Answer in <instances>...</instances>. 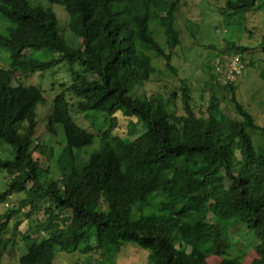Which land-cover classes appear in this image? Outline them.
<instances>
[{
  "label": "trees",
  "instance_id": "1",
  "mask_svg": "<svg viewBox=\"0 0 264 264\" xmlns=\"http://www.w3.org/2000/svg\"><path fill=\"white\" fill-rule=\"evenodd\" d=\"M45 1L64 8L69 32L81 41L78 47L62 37L50 6L0 0V20L7 23L5 33H0V53L7 54L8 62L7 68H0V141L13 152L12 159L0 158V170L11 176L0 192V203L23 193L18 208L3 217L28 208L24 217L29 220L42 205L46 216L35 231L25 234L18 232L21 221L15 222L11 235L22 240L37 236L17 264H55L58 252L81 256L99 252L104 259L95 264H114L127 243L149 252L147 264H207L215 243L228 242L231 223L244 225L256 240V253L264 255V152L254 146L250 135L264 130L236 101L234 85L224 88L231 92L230 101L241 120L220 109L215 95L210 97L207 115L198 117L185 83L180 89L182 115L169 113L163 97L135 91L155 72L150 51L171 68V55L155 40L151 23L156 9L167 11L173 22L175 2ZM260 10L264 12V0H226L221 14L224 19L237 18L240 25L241 18ZM22 24L27 40L17 36ZM259 48L264 52V42ZM229 49L240 56L250 51L233 43ZM37 53L51 58L44 60ZM61 64L69 72V84L59 85L45 131L54 139L61 130L65 145L55 156L60 180L48 181V171L33 158L36 152L49 160L54 156L50 148L33 140L43 92L32 85L14 86L12 79L15 73L43 74ZM118 117L135 120L136 125L130 123L140 130L135 138L114 134ZM82 119L93 126L100 122L101 129L81 128L77 123ZM96 140L98 148L81 165L77 152ZM86 168L95 173L93 192L82 191ZM156 201L161 206L158 212H134L135 207ZM65 209L72 211V217L62 225L59 214ZM5 230L6 223H0L2 250L14 245L13 239H3ZM219 264H243L242 256L226 253ZM251 264H264V257Z\"/></svg>",
  "mask_w": 264,
  "mask_h": 264
},
{
  "label": "rangeland",
  "instance_id": "2",
  "mask_svg": "<svg viewBox=\"0 0 264 264\" xmlns=\"http://www.w3.org/2000/svg\"><path fill=\"white\" fill-rule=\"evenodd\" d=\"M33 5L49 7L45 0H29ZM175 2L173 10V22L167 18V11L164 13L160 9L154 10L155 18L152 19L151 29L153 30L155 40L164 47L165 51L171 55L170 69L167 68L165 61L159 58L154 52H149V57L153 61L155 72L150 75L148 82L135 88L139 95L163 97L165 106L169 113L182 115L184 114L181 101V87L183 83L190 90L191 105L194 113L200 116H206L207 107L210 97L215 95L220 101L222 109L231 118H239L235 112V107L231 103V92L224 86L227 84L223 81V72L225 60L231 59L236 53L231 52L229 44L249 48V53L240 56L243 58L245 68L242 75L233 83L234 95L236 101L241 104L253 118L257 127L264 130V52L260 50V45L264 42V12L260 10L253 15L241 18L240 25L237 18L224 19L221 11L226 0H168ZM234 1V0H230ZM59 21L60 33L65 41L72 47H78L81 41L72 35L68 30V14L62 6H50ZM7 23L0 20V33L4 34ZM246 28V31H245ZM17 36L23 40L28 39L26 24L17 28ZM26 54L31 51H25ZM2 55V53H0ZM36 56L48 60L46 54L37 53ZM217 57H221L220 63ZM41 59V60H42ZM7 54L0 56V68H7ZM69 84V72L63 64L52 68L43 74L37 73L32 76H22L15 73L12 79L14 86H36L43 92L44 103L37 107V128L33 138L35 144L43 145L53 151V158L49 160L47 155L36 152L33 154L34 160L38 163L43 171H48L45 180H60L55 166V156L63 147L64 140L61 130L56 137L50 138L45 131L47 117L50 114L51 104L55 96L61 91L60 84ZM175 93L174 98L171 94ZM71 98L70 95L67 96ZM73 99V98H71ZM91 118V114L84 115ZM75 120V115H71ZM134 120V119H133ZM129 120L118 117V126L114 134L131 139L136 137L140 130L131 127L130 123L135 124V120ZM81 128L98 129L100 122L94 126L82 119L78 124ZM136 125V124H135ZM140 124H138L139 126ZM101 129V128H99ZM254 146L264 152V134L259 131H250ZM53 139V140H52ZM99 143L96 140L93 145L88 146L77 152L82 160L81 165L86 164L87 157L98 148ZM57 157V156H56ZM0 158L12 159L13 152L11 148L0 141ZM85 181L82 191L93 192L96 185L93 171L85 169ZM11 176L5 171L0 170V192L6 190V184L10 181ZM44 180V181H45ZM25 199V194H12L0 203V223H6V234L3 239H13L14 245H8L5 249L0 248L3 256L0 257V264H17L19 258L25 253V247L35 236L27 240H22L19 235H11L16 221H21L18 232L25 234L35 229L42 223L46 216L44 215L43 205L32 212L28 220L24 217L29 213V209L21 210L14 217L4 218L3 216L16 210L20 201ZM157 198H155L156 200ZM163 201V199H161ZM168 206L164 203L163 207ZM159 201L150 206H137L134 212L139 209L145 215L158 212ZM217 212V211H216ZM216 212L208 215V220L212 221ZM59 220L62 225L69 223L72 217V211L65 209L59 214ZM60 224V225H61ZM228 242L220 241L215 243V253L206 258L207 264H219L225 254L237 257L241 254L243 264H251L254 259L264 257L256 253V240L250 234L244 225L231 223L228 228ZM149 252L132 243L124 244L118 255L115 257L114 264H147ZM104 259V255L99 252L90 253L87 256H81L76 253L66 254L58 252L55 255V264H76L89 263L95 264L96 260Z\"/></svg>",
  "mask_w": 264,
  "mask_h": 264
},
{
  "label": "built area",
  "instance_id": "3",
  "mask_svg": "<svg viewBox=\"0 0 264 264\" xmlns=\"http://www.w3.org/2000/svg\"><path fill=\"white\" fill-rule=\"evenodd\" d=\"M221 57H217L218 64L220 63ZM225 60L223 81L225 84H233L242 75L245 65L239 54H236L229 60Z\"/></svg>",
  "mask_w": 264,
  "mask_h": 264
},
{
  "label": "clouds",
  "instance_id": "4",
  "mask_svg": "<svg viewBox=\"0 0 264 264\" xmlns=\"http://www.w3.org/2000/svg\"><path fill=\"white\" fill-rule=\"evenodd\" d=\"M0 56H2V55H0Z\"/></svg>",
  "mask_w": 264,
  "mask_h": 264
}]
</instances>
